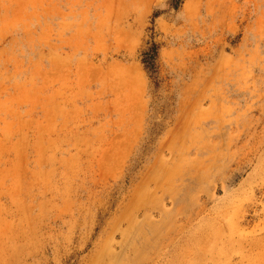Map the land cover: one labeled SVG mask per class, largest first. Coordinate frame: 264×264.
<instances>
[{
	"label": "rangeland",
	"instance_id": "374dc122",
	"mask_svg": "<svg viewBox=\"0 0 264 264\" xmlns=\"http://www.w3.org/2000/svg\"><path fill=\"white\" fill-rule=\"evenodd\" d=\"M0 264H264V0H0Z\"/></svg>",
	"mask_w": 264,
	"mask_h": 264
}]
</instances>
